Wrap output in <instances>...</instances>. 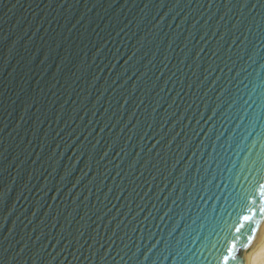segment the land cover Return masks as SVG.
<instances>
[{"label":"water","instance_id":"water-1","mask_svg":"<svg viewBox=\"0 0 264 264\" xmlns=\"http://www.w3.org/2000/svg\"><path fill=\"white\" fill-rule=\"evenodd\" d=\"M261 184L264 0H0V264H246Z\"/></svg>","mask_w":264,"mask_h":264},{"label":"bare ground","instance_id":"bare-ground-1","mask_svg":"<svg viewBox=\"0 0 264 264\" xmlns=\"http://www.w3.org/2000/svg\"><path fill=\"white\" fill-rule=\"evenodd\" d=\"M263 230H264V228H263ZM262 231H261V233H262ZM261 233L259 234V236L256 239V243H255L256 245L254 244V246L251 248V250H249L247 252L246 264H262V263H264V244L262 243V246H260V247L258 246L260 243V239L263 237V236L261 237ZM256 246H258L259 248Z\"/></svg>","mask_w":264,"mask_h":264},{"label":"snow or ice","instance_id":"snow-or-ice-1","mask_svg":"<svg viewBox=\"0 0 264 264\" xmlns=\"http://www.w3.org/2000/svg\"><path fill=\"white\" fill-rule=\"evenodd\" d=\"M258 188L260 189V191L258 192V195L260 197H264V184L258 185ZM259 211L264 212V208H261ZM243 219L247 221L249 217L244 216Z\"/></svg>","mask_w":264,"mask_h":264},{"label":"rangeland","instance_id":"rangeland-1","mask_svg":"<svg viewBox=\"0 0 264 264\" xmlns=\"http://www.w3.org/2000/svg\"><path fill=\"white\" fill-rule=\"evenodd\" d=\"M262 236H263V237H262ZM261 237H262V238L260 239V243H259V245H258L259 247L262 246V243L264 244V242H263V241H264V230H263L262 233H261ZM255 245H256V244H255ZM258 246H256V247H258ZM256 247H255V248H256ZM259 247H258V248H259ZM262 264H264V263H262Z\"/></svg>","mask_w":264,"mask_h":264}]
</instances>
